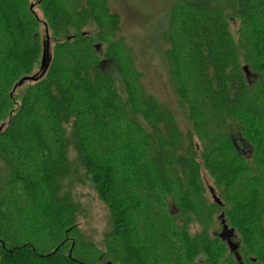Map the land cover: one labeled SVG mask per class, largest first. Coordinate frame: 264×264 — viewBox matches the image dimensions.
Segmentation results:
<instances>
[{
    "label": "trees",
    "instance_id": "16d2710c",
    "mask_svg": "<svg viewBox=\"0 0 264 264\" xmlns=\"http://www.w3.org/2000/svg\"><path fill=\"white\" fill-rule=\"evenodd\" d=\"M21 2L15 9L0 4L6 23L0 36V150L6 146L16 165L12 180L0 193V264H193L194 256H203L205 264H228L222 259L226 255L222 248L234 256L231 264H264V206L258 202L264 195V176L250 163L258 150L264 154V0H233V9L247 23L253 38L250 48L261 75L256 88L263 90L258 95L248 88L243 72L234 67L236 55L220 9L199 4L190 21L178 29V34H185L196 28L186 40L196 79L191 96L198 101L178 88V108L186 111L191 133L199 138L203 132L202 153L190 135L187 152H181L182 137L173 120H167V126L148 116L152 99L134 105L130 88L125 101L116 88L96 87L106 82L101 77L99 82L90 79L94 60L87 46H80L87 40L79 29L86 24V17L79 21L81 15L87 16L83 8L74 5L70 11L68 0H38L34 7L40 18L34 7L26 8L27 0ZM119 22L118 14H109L112 32L118 31ZM51 37L57 44L41 75V70L34 71L35 66ZM23 78L33 80L19 85ZM21 88L26 89L19 93ZM131 116L142 118L133 125L140 139L129 137L128 126H124H132ZM143 123L153 131L145 130ZM66 126L78 140L82 178L108 211L103 250L66 244L67 237L77 233L80 212L70 196V185L63 195L61 190L70 169L66 167ZM232 127L251 147L250 155H241L234 147ZM123 168L133 178L142 201H130L124 184L116 180L113 169ZM201 169L213 179L211 189L220 206L205 199ZM157 170L167 172L168 192L176 194L170 204L179 206L176 215L182 213L184 204L190 218L197 216L202 227L204 224L202 233L181 244L180 251L177 242L184 234L178 240L181 233L162 224L159 208L155 212V204H159ZM74 174L76 169L70 175ZM218 208L223 210L219 221L232 236L238 235L240 262L221 238L223 229L220 236L208 232ZM147 231L162 239L163 245L150 244L152 236Z\"/></svg>",
    "mask_w": 264,
    "mask_h": 264
},
{
    "label": "rangeland",
    "instance_id": "374dc122",
    "mask_svg": "<svg viewBox=\"0 0 264 264\" xmlns=\"http://www.w3.org/2000/svg\"><path fill=\"white\" fill-rule=\"evenodd\" d=\"M3 2L14 9L15 7H20L22 4L21 0H0V4ZM37 3L38 0H27L26 8L28 10L32 9ZM199 4H203L209 9H220L223 13L236 55V66L234 67L243 72L248 88H251L250 91L253 94L258 95L259 93H263L261 88H256V82L261 79V75L255 69V60L250 48L253 38L248 30L247 23L238 17L235 9H233V0H68L69 8L72 6L70 11L76 5V9L80 10V8H83L81 11L84 10L87 14V16L81 15L79 17V21L84 20L86 17V24L79 27V29L81 34L87 35V40L81 43L80 46H87V50L94 60L92 64L90 63V79L92 82H94V79L99 82L101 77L106 84L98 87L97 83L96 87L112 88V90L116 88L118 94L120 92L122 94L120 96L125 101L129 99L128 88H130L133 92L134 100L132 102L134 105L149 103V99H152L154 104L153 107L147 108L148 116L155 118L157 121L163 120L160 121L163 124L167 120H173L175 127L181 133L182 153L187 152L186 144L189 135L193 143L197 145L199 153H202L203 147L202 139H200V136H204L203 132H199V138L196 137V133H191L193 131L187 119L186 111L178 108V88H182V92L187 91V94L191 96V88L196 87H194L196 79L191 62V48L187 44L188 40H186L190 33L196 31V28L192 29V32L188 31L185 34L182 31L181 34H178V29L183 23L190 21L192 14H195V9L197 10ZM37 8L35 6L33 10L41 18V13L37 11ZM76 9L74 10L77 13ZM111 13L118 14L120 18L117 32H112L110 28L109 14ZM4 18L5 16L0 12V36L6 30ZM39 33L43 39L42 44H45L43 27L40 28ZM49 40V52L51 54L57 43L54 39L52 40V37ZM42 53L39 56L38 64L35 66L34 71H40ZM29 85L31 84L29 83ZM29 85L26 84L25 86ZM24 89L26 88H21L18 92L20 93ZM31 91L35 95L38 94V90L36 91L35 88H31ZM192 98L195 100V103L198 101V97ZM188 101L191 103L189 98ZM131 117L132 126L130 124H124V126H128L129 137L135 136L137 139H140V135L133 125L139 124L142 118L140 116ZM151 122L153 123V120ZM165 124L168 126L167 123ZM147 126L143 123L145 130L153 131L152 128H148ZM230 132L238 140L236 128H230ZM64 140L67 150L66 167L70 166V169L63 178L62 195L66 193L64 191H68V186L70 185V196L78 204L80 211L76 218L77 233L74 235V238L65 235V238H69V241L66 240V244H86L89 247L96 246L98 249L103 250L104 235L109 226L108 211L105 204L99 200L90 187V183L82 178L83 172L78 163L79 155L76 147L78 140H76L68 126H66ZM0 151V155L2 156V161L0 160V170H2L0 183L6 180L0 188L1 193L4 184L12 180L11 177L16 172V165L11 161L12 154L7 150L6 146L2 147ZM178 155L179 152L176 151L174 155L175 160ZM250 163H254V166L264 176V154L261 150L255 153V156L250 159ZM73 168L76 169L77 174L72 176L70 174L74 170ZM123 169L125 170L113 169L116 180L120 184H124L130 201L132 199L142 201L141 195L134 187L135 184L131 182L133 178L129 177L126 168ZM166 174L167 172L165 171L157 170L155 178L158 195L156 199L159 200V204H155V212L159 208L158 212L162 224L167 227H173L176 233H181L178 235V240L179 236L182 233L184 234L177 242L179 244L177 248L180 251L182 249L181 244L185 245L202 233L204 224L202 227L197 216L191 219L184 204L180 207L181 214L176 216L169 215L172 209L175 213H178L175 210L178 204L176 203V206L170 204L173 202L176 194H169L168 179L165 181ZM201 179L205 188L203 192L205 199L212 205V196L213 194H217L216 191L211 189L214 188V181L204 169H201ZM77 181L78 184H76ZM216 197L218 196L216 195ZM258 202H261L264 206V195H262V199ZM221 211L223 210L218 208L211 216V226L208 229L210 236L214 233H216L214 235L220 236L224 228L223 221H219L218 219ZM137 218L141 219L142 217L138 216ZM203 220L205 218L201 222ZM226 229L228 230V228ZM151 236V240L147 238L150 244H153L155 247L163 245L160 242L162 239L159 238L160 240H158L155 234H151ZM230 240L235 245L240 244L238 235L231 236ZM218 244H221V242ZM173 248H176V246H173ZM222 249L226 253L222 259H225L228 264H231L232 261L234 262V256L229 253L228 249ZM204 260L203 256H194L192 263L205 264Z\"/></svg>",
    "mask_w": 264,
    "mask_h": 264
},
{
    "label": "water",
    "instance_id": "95a60500",
    "mask_svg": "<svg viewBox=\"0 0 264 264\" xmlns=\"http://www.w3.org/2000/svg\"><path fill=\"white\" fill-rule=\"evenodd\" d=\"M48 64H49V41L47 39V44H46V46H44L43 53H42L41 67H40V70L42 71L41 75H43L45 73V71L48 67ZM28 80H33V78H23L18 82V84L22 85V83L24 81H28ZM0 131H1V129H0ZM232 142H233V145L239 154H241V155H250L251 154V152H252L251 147H249L245 143V141L241 139L240 136H238V140H236L233 137ZM212 198L216 204H218L219 206L221 205L220 201L217 199V197L214 194H213ZM170 214L176 215L177 213H175V211L172 209ZM223 233H224V236H221V238H223L224 240H226V239L228 240L229 238L231 239L232 233H231V231H228L226 229V227L223 228ZM227 243H228V248H229L230 252H232L236 256V261L240 262V258L237 254V245H235L231 241H227Z\"/></svg>",
    "mask_w": 264,
    "mask_h": 264
},
{
    "label": "flooded vegetation",
    "instance_id": "af4514ba",
    "mask_svg": "<svg viewBox=\"0 0 264 264\" xmlns=\"http://www.w3.org/2000/svg\"><path fill=\"white\" fill-rule=\"evenodd\" d=\"M225 241H226V244L228 245L227 241H231V240H230V238H229L228 240L226 239Z\"/></svg>",
    "mask_w": 264,
    "mask_h": 264
}]
</instances>
